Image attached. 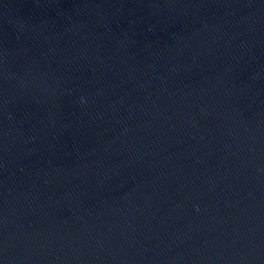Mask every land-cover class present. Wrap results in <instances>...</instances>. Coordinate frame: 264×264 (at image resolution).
<instances>
[{"label": "water", "instance_id": "1", "mask_svg": "<svg viewBox=\"0 0 264 264\" xmlns=\"http://www.w3.org/2000/svg\"><path fill=\"white\" fill-rule=\"evenodd\" d=\"M0 264H264V0H0Z\"/></svg>", "mask_w": 264, "mask_h": 264}]
</instances>
